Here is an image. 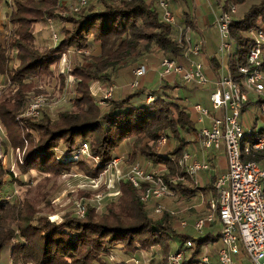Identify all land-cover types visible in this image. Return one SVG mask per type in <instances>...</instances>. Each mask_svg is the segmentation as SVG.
I'll list each match as a JSON object with an SVG mask.
<instances>
[{"label":"trees","instance_id":"trees-1","mask_svg":"<svg viewBox=\"0 0 264 264\" xmlns=\"http://www.w3.org/2000/svg\"><path fill=\"white\" fill-rule=\"evenodd\" d=\"M166 1L172 9L178 6L184 26L193 28L186 0ZM246 1L212 0V3L219 7L220 13L230 5L242 6ZM253 1L240 16L232 14L229 24L232 50L226 67L236 81L240 78L236 65L245 63L251 45L248 32L257 26V17L264 18V0ZM5 6L9 32L0 39V76L17 89L14 103L0 100V124L7 140L0 141V147L25 148L19 160L21 173L33 170L60 176L93 156L96 160L84 173L94 178L117 156L116 148L128 142L127 162L141 156L160 163L165 168L161 177L167 187L174 193L191 194L194 190L188 187L191 178L177 166V159L184 152L185 140L198 130L192 105L186 98L199 86L168 75L148 91L137 82L122 95L108 98L104 107L89 93L92 80L107 85L111 71L124 68L128 71L142 60L159 62L165 56L181 61L187 46L176 41L173 27L161 21L154 2L86 0L76 11L58 0H11ZM59 11L65 14L59 15ZM38 19L57 21L55 32L51 33L56 40L49 39L47 47L41 50L35 46L30 31V23ZM69 49L87 60L86 66L75 63L69 70L68 74L76 79L71 107L58 111L55 118L43 112L39 118L16 119L15 114L26 97L23 87L27 77L49 73L51 65ZM180 88L190 93L179 96ZM148 96L152 97L150 101H146ZM261 131L245 134L243 138L251 142ZM161 135L174 142L164 153L154 149ZM82 142L88 144L89 156L79 153ZM176 175L183 181L173 183L171 178ZM118 182L117 198L110 202L103 218L94 219L92 209L84 206L80 217L67 211L57 221H51L46 215H38L39 210L26 198L17 203L5 199L0 180V250L8 247L11 264H109L105 256L113 247H121L124 255L152 247L164 251L173 240L177 243L174 250H191L181 264H200L202 246L215 241L219 234L177 232L166 211L156 219L150 218L139 199L140 189L125 179ZM186 240L190 241V247L184 246Z\"/></svg>","mask_w":264,"mask_h":264},{"label":"built area","instance_id":"built-area-1","mask_svg":"<svg viewBox=\"0 0 264 264\" xmlns=\"http://www.w3.org/2000/svg\"><path fill=\"white\" fill-rule=\"evenodd\" d=\"M113 1V0H108ZM159 11L161 21L169 24L174 29V38L180 44H186L187 48L182 53L183 63L169 57H161L158 62V76L163 78L175 75L187 84H195L199 87L209 83L202 71V64L195 59L204 45L201 39L191 42L189 38L190 28L179 25L175 21L174 14L166 0H152ZM209 2L210 0H206ZM86 0H77L76 6L71 8L76 11L83 6ZM235 7L230 5L227 11L220 12L214 18L215 29L219 37L217 52L222 54L229 48V24ZM260 18L262 17L259 16ZM50 24V20L48 19ZM248 36L251 45L247 51L244 64H237L236 71L240 75L238 81L234 80L229 73L219 74L211 81L212 88L208 95L210 110L198 103L192 105V109L198 114V121L203 117H210L209 125L201 127L195 133L197 149L205 153L209 149L224 152L226 170L218 174L212 182L214 195L207 202L208 213L197 218L192 228L200 232L205 222L216 219L220 223L219 247L216 250L218 264H232L233 257L242 250L245 258L252 264H264V130L255 140L247 145L241 144L243 133L237 121L242 105L246 102L248 93L261 94L263 89L261 53L264 46V19L261 24L250 29ZM53 42L56 36L52 34ZM145 73V67L138 65L131 71L132 79L129 87L137 85V77ZM114 85L109 83L100 95L99 104L111 97ZM151 96L146 98L150 101ZM41 105L39 100L29 103L26 113L36 116ZM259 111L264 114V101L259 104ZM209 112L214 113L210 115ZM167 143L165 136L161 135L156 140L154 149H159ZM78 151L88 155L87 144L82 142ZM204 156V155H203ZM95 158V157H94ZM186 151L182 152L177 159V166L192 179L198 170H207L206 158L201 160L191 159ZM117 159L113 158L110 166L116 170ZM108 165V167H109ZM116 180L125 179L133 187L140 189L139 199L147 204L151 200H159L163 197L172 196L173 192L163 181L161 174L155 170H145L134 162L128 171L117 175ZM84 206L76 205L75 213L82 216ZM154 215L159 216L166 211L170 216L174 211L164 210L159 203L151 207ZM181 226L184 220L179 221ZM189 240L184 242L185 247H190ZM183 249V248H182ZM182 249L174 250L168 255V264H181ZM200 264H213L207 253L199 256Z\"/></svg>","mask_w":264,"mask_h":264},{"label":"rangeland","instance_id":"rangeland-1","mask_svg":"<svg viewBox=\"0 0 264 264\" xmlns=\"http://www.w3.org/2000/svg\"><path fill=\"white\" fill-rule=\"evenodd\" d=\"M10 2L11 0H0V39L4 35H7L9 32V25L7 23V20L5 18V13H7V7L5 6V2ZM60 4H63L70 10V8H73L76 6L77 0H58ZM187 7L190 13L192 11H196V15L202 10L205 14L208 15L209 18H211L212 13L210 10V6L212 3V0L209 2V4L205 0H194V4L190 0H187ZM253 0H247L242 6H234L236 7L235 13H233V16H240V13L247 7V5L253 3ZM210 5V6H209ZM214 8V7H213ZM174 10H178V6H175L173 8ZM216 11L215 14H219V9L214 8ZM213 11V10H212ZM60 12V11H59ZM58 13V12H57ZM59 15H64L65 11H62L58 13ZM198 20L200 21V18L196 16ZM263 17H257L256 24H261L263 22ZM48 19L43 20H37L33 23H30V31L34 34V44L37 46L39 50L46 48L49 44L50 40H52V32H55V25L56 22H52L49 24ZM201 24V22H200ZM204 39L206 41V44L213 46V51L215 50L216 46H218V40L219 37L217 35L215 24L210 23L209 28L204 31L203 33ZM189 38L190 40H198V37L194 38L193 34L189 32ZM204 41L203 39H201ZM53 41V40H52ZM196 41V40H195ZM204 43V42H203ZM232 48V47H231ZM72 49H69V51H65L62 57L57 61L54 65H51V71L49 73H45L42 76L37 75L33 77H27V82L25 84V87H23V91L26 93V97L24 98L23 105L20 106V108L17 110L15 117L16 119L23 118V117H30L31 115H28L26 113V108L29 103L33 102L34 100H39L41 102V105L37 111V115L35 118H39L43 112L49 115L51 118H55L58 111L66 110L71 107L70 98L74 96V87L76 84V79L71 77L68 73L69 70L72 68V65L77 63L81 66L87 65L86 58L82 57L79 53H72ZM216 52V50H215ZM85 54V53H83ZM218 53L216 52L215 57H218ZM80 55V56H79ZM146 57V56H145ZM148 60V59H147ZM262 60V57H261ZM149 61V60H148ZM156 62L149 61L145 63L142 60V63H136L134 64L131 69L127 70H121V71H111V81L114 85V89L112 91L111 97L115 95L114 90L116 88L117 83L123 84L124 88L129 87V83L132 79L131 71L134 67L138 65H143L145 67V73L137 77V82L139 85L144 87V90H152L154 89L159 83L161 78L158 76V60H155ZM141 62V61H140ZM15 61L13 64L15 65ZM180 63H183L180 62ZM126 69V68H124ZM261 74L263 76L262 83H264V65L260 67ZM121 72V73H120ZM174 79H176L175 75ZM116 79L119 81H116ZM177 80V79H176ZM108 85V84H107ZM106 84L103 85L102 82L98 80H92L89 85V93L92 95L94 100L98 103L100 101V95L101 91L107 86ZM27 86V87H26ZM17 89L16 85H12L9 83V81L0 76V100L9 102V104L14 103V97L13 94H15V90ZM27 89V90H26ZM187 89H178L177 94L179 96H187L190 92H186ZM103 92V91H102ZM172 92V91H171ZM173 93H176L173 91ZM187 93V95H186ZM23 95V94H22ZM187 102L190 105H192L194 99L192 96H188ZM106 101H104L102 104H99V106L104 107ZM209 106V105H207ZM210 110V106L208 107ZM211 113V112H209ZM238 121V118H237ZM195 126L198 128L199 124H195ZM242 131V130H241ZM244 135V134H243ZM0 141H5V131L3 127L0 124ZM168 142V140H167ZM171 142V141H170ZM170 142H168V147H170ZM248 140L246 138H243L241 140V144L247 145ZM165 149V150H167ZM25 148H8L4 149L3 147H0V180L3 182L1 193H3V197L10 202L17 203L18 201H21L23 198H26L31 203H33V206L35 209H38L39 212L38 215H46V217L51 221H57L58 217L61 216L64 212L71 211L75 212L76 205L82 204L83 206H86L87 208L92 209L91 214L93 215L94 219H100L103 218L106 213L107 208L110 206V202H113L116 200V196L119 193V182L116 180L115 177V171H117V175H124L130 165L134 162H138L137 159L142 158L141 156H137V158L133 162H127L125 161L126 154L129 150L128 142H122L117 148H116V154L117 156L115 159H117V163L115 165L116 170H114L113 167H111L109 164V167L105 168V170L101 171L97 177H90L89 175L85 174V170H89L92 163L96 160L93 156L90 160L84 161V163L79 166H71L66 172L61 174L60 176H55L52 173H46L42 174L37 171L28 170L23 173H21V170L19 168L20 165V159L22 158L23 152ZM57 153L60 152V149H57ZM87 150H88V144H87ZM164 150V151H165ZM88 152V151H87ZM82 154L81 152H79ZM82 156H89L86 154H82ZM143 159V158H142ZM145 160H149L148 158H144ZM152 162L151 160H149ZM222 160H220V164L222 165ZM153 163V162H152ZM156 163V162H155ZM148 169V168H146ZM155 170L158 173H164L162 168L158 165H153L152 168L148 169ZM217 167L214 168L213 173H216ZM210 173V172H208ZM174 193V192H173ZM212 194L213 192H210L208 194ZM212 196V195H211ZM161 205V204H160ZM164 210H168L163 205H161ZM151 208L147 209L145 205V210L150 218L156 219L158 216L154 215L153 212L150 210ZM183 218V217H182ZM184 221L187 222V217H184ZM179 221H183L182 219ZM171 225L174 227V229L179 232V228L181 227L180 224L177 223L175 226V222L172 221L171 218ZM208 224V222H207ZM175 247V241H171L169 243V247L166 250H162L157 247H152L150 249L146 250H137V254L141 257L139 259L138 255L136 257L132 256L134 254L131 252L130 254H125L127 259H130L129 262L134 261L133 264H138V262L145 261L152 264H168V255L171 254V252L174 251ZM208 245L202 246V253H207L208 251ZM121 247L111 248L108 255L105 256V259L111 260L108 261L109 264H123L124 262L116 263L118 259H114L117 256L123 255L121 253ZM152 250L154 253L149 252ZM183 255L182 258L187 256L190 253V249L183 248ZM114 252H119L114 254ZM118 254V255H117ZM142 254V256L140 255ZM155 254V255H154ZM155 257H154V256ZM208 255V254H207ZM153 257V258H152ZM151 258V259H150ZM114 259V261H113ZM213 261H216V259H212ZM114 263H113V262ZM112 262V263H111ZM137 262V263H136ZM11 260L8 257V247L2 248L0 250V264H11ZM232 264H236V262L233 260ZM239 264H247V261H240Z\"/></svg>","mask_w":264,"mask_h":264},{"label":"crops","instance_id":"crops-1","mask_svg":"<svg viewBox=\"0 0 264 264\" xmlns=\"http://www.w3.org/2000/svg\"><path fill=\"white\" fill-rule=\"evenodd\" d=\"M149 1H151V0H145V2H149ZM190 1L191 2L193 1L192 4H194V0H190ZM209 2H207V3L209 4ZM186 5H187V2H186ZM213 7L216 9H219V7H217V6L213 5V3H211V6H210V10L212 13L211 18H209L207 14L202 12V10L197 15H196V11H192V13H191L192 14L193 28H190V33L193 34L194 38L198 37V39L204 40L203 41L204 45L202 46L199 54L195 56V59L201 62L202 71H203L204 75L206 76V78L209 80V83H207L203 87L196 88L195 91H193L190 96H192V98L194 99L192 105L194 103H198L201 106L206 107V108L209 107L207 105H209L208 95H209V92L212 88L211 81L216 79L219 76V74L229 73L227 70V67H226V60H227V57L232 50V48H231L232 45H229V48L226 51H224L222 54H217L218 57H215V54L217 52V46L215 48V50H216V52H215V50L213 51L214 48L211 44L210 45L206 44L203 33H204V31L206 32V30L209 28L210 23L213 22V24H214V18L217 15V14H215L216 11L214 10ZM170 9L172 10V12L174 14L176 23L179 25H184L183 24V18L180 14V11H179L180 8H178V10L177 9L174 10L172 8H170ZM235 9H236V7H235ZM196 16H198L200 18V21L198 20V18ZM200 22H201V24H200ZM195 40H197V39H195ZM195 40H192L191 42H194ZM261 57H262V60H261L262 61L261 66H262V65H264V46L262 48ZM182 61L183 60L181 58L180 62H182ZM157 65H158V63H157ZM126 70H127V68H126ZM118 71H121V70H118ZM116 81H118V80L116 79ZM117 84H119V85L116 86V88L113 92V93H115L116 96L122 95L124 92L127 91V89L124 88L123 84H120V83H117ZM262 101H264V83H263L262 93L261 94H255L253 92H249L246 102L240 108V111L238 114V123H239L240 128L242 130V133L244 135L264 130V114L259 111V104ZM192 112H193L192 115L194 116V119H195V123L199 124L198 129L201 127H207L209 125L210 117H203L201 119V121H198L197 120L198 114L194 110ZM210 115L212 116V115H214V113L211 112ZM185 142H186V144L183 147L184 148L183 151H186L188 153V155H189L188 161H190L191 159L201 160L202 158L205 157L207 162H208V169L207 170H198L196 172L195 176L191 179V185L188 186V187L194 189L191 194L183 195V194L175 192V193H173L172 196L163 197L157 201L151 200L145 205H146L147 209H149L155 203H159V204L163 205L165 208H167L168 210L174 211L175 215L170 216V219L172 218V221L175 222L174 223L175 226L177 225V223L179 224V219L185 220L183 218L187 217V222L184 221L185 225H183L179 228V230H180L179 232L183 233L185 231H190V232L194 233L195 235H201V236H203L204 234H207V233H209L211 235L219 234L220 223L216 219L212 220L211 222H208V224H207V222H205L200 232L194 231V229L192 228V224L197 218L208 213L207 202H208L209 198L211 197V195L212 196L214 195V193L208 194L209 191L214 192V190L211 188L213 179L218 174L223 173L226 170V160H225L224 152L220 148L219 150L209 149L205 153H201L197 149L194 133L192 135L188 136V138H187V140H185ZM167 144H168V142L159 149V151L161 153H164L165 151L170 150V148L173 147L174 142H170L171 145H170V147H168V149H167V146H168ZM165 149H167V150H165ZM220 160L223 161L222 165L220 164ZM137 161L142 166V168L145 170L152 168L153 165H158L159 167L162 168L163 172H165L164 166L160 163H155L153 161H152L153 162L152 163L149 160H145L144 158L143 159L142 158L137 159ZM215 167H217V171H216V173H213L212 171H214ZM146 168H148V169H146ZM181 171H184V170H181ZM208 172H210V173H208ZM160 174H161V172H160ZM171 181H173V183H175L177 181H183V180H182V177H178L176 175V177L171 178ZM176 245H177V243L175 242V246ZM204 245H208V247H207L208 248V250H207L208 255L207 256H208L209 260L213 264H218L217 260L216 261L212 260L213 258L216 259V250L219 247L218 237L215 239V241H208ZM153 251H155V250H152V251L149 250V252H151V253H154ZM116 253H119V252H114V254H116ZM137 255H138L137 252L132 254V256H134V257H136ZM140 255L142 256V254H140ZM138 257H139V259L141 258L139 255H138ZM114 259L115 260L118 259L116 263H119L122 261L124 262L123 264L135 263L134 261H132L133 263L129 262L130 259H127L126 256H124V254L117 256ZM114 259H113V261H114ZM111 260H108V261H111ZM233 260L236 262V264H239V262L241 260L247 261V264H252L251 262H249L245 258L242 250H240V252L233 257ZM149 261L145 262V261L140 260V262H138V264H150ZM152 264H154V263H152Z\"/></svg>","mask_w":264,"mask_h":264}]
</instances>
